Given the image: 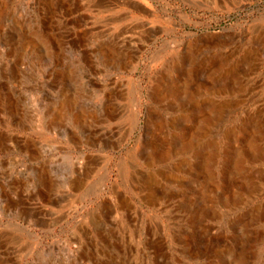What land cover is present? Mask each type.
<instances>
[{"label":"rangeland","instance_id":"rangeland-1","mask_svg":"<svg viewBox=\"0 0 264 264\" xmlns=\"http://www.w3.org/2000/svg\"><path fill=\"white\" fill-rule=\"evenodd\" d=\"M0 264H264V0H0Z\"/></svg>","mask_w":264,"mask_h":264}]
</instances>
